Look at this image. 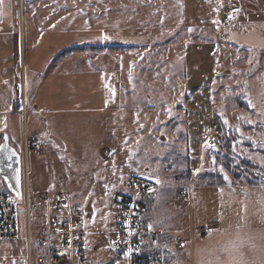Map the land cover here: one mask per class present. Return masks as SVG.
Returning a JSON list of instances; mask_svg holds the SVG:
<instances>
[{
  "label": "rangeland",
  "instance_id": "1",
  "mask_svg": "<svg viewBox=\"0 0 264 264\" xmlns=\"http://www.w3.org/2000/svg\"><path fill=\"white\" fill-rule=\"evenodd\" d=\"M196 8L193 0H3L4 20L15 36L16 26L20 32L21 44L17 40L13 59L7 58L20 89L28 44L47 31L96 22L111 37L112 27L124 23L152 27L147 32L154 37L151 44L87 56L88 66L104 72L113 120L106 119L111 112L33 114L28 107L27 124L25 115L22 124L7 116L4 131L19 155L26 129L44 148L30 157L26 185L20 175L21 193L14 198L19 232L0 239V264H27L28 256L35 261L41 250L35 234L50 210L39 195L56 192L68 194L83 214L86 264L100 263L122 242L110 205L129 192L124 182L130 176L150 184L153 197L142 216L149 230L169 240L177 234L191 238L190 249L180 246L188 261L196 259L187 264H198L209 250L224 258L200 263L264 262V186L247 183L264 180V25L253 34L245 27L236 33L208 14L207 5ZM196 11L215 29L199 33ZM8 52L3 47L0 57ZM213 122L223 127L220 144L209 133ZM209 224L214 229L202 233Z\"/></svg>",
  "mask_w": 264,
  "mask_h": 264
},
{
  "label": "crops",
  "instance_id": "2",
  "mask_svg": "<svg viewBox=\"0 0 264 264\" xmlns=\"http://www.w3.org/2000/svg\"><path fill=\"white\" fill-rule=\"evenodd\" d=\"M193 1L197 5L196 9H198V12L202 5H207L208 8H210L208 14L213 15L217 22L216 11L218 8L227 6L235 8L238 11L237 25L233 28L236 33H240L242 27H245L252 34L256 32L258 27L263 30L264 0ZM228 1H234L235 5H229ZM258 2H260L261 5L258 9L254 10V7H257ZM238 5L242 7L241 9L243 11L238 8ZM251 5L252 9L250 7ZM197 14V11L193 13L194 17L197 19L195 26L198 27L199 33H209V30L215 29L208 25V21H205L204 19L200 20L198 18L199 15L197 16ZM21 16L23 19V11H21ZM258 19H260L259 24ZM16 23L19 26L21 24L20 22ZM86 24V26H83L78 30L66 29L60 32L47 31L42 35L38 42L28 44V53H26L25 56L27 63L25 64V71L23 72L26 79L24 78V83H22L23 85L21 87L22 89H20V85L15 81L14 65L7 64V58H9V61L13 59L10 58V50L15 46V42L18 40L19 44H21V40L19 39V27L16 26L15 36V32L11 30L9 23L4 20V14L0 12V45H3V47H6V49L9 50L4 58L3 56L0 57L1 72L5 71V73H2L3 76H0V114L4 115L3 121L5 127L7 116H11L16 122L19 120V123L22 124L21 116H26L25 110L27 107L33 114L46 112L52 115H58L60 113H70L75 110H85L87 112L100 111L102 114L111 112V115H107L106 119L112 118L113 120L114 116H116V112L111 104L108 103L107 94L105 93L104 72H101L95 67L88 66L90 60L87 59V56L94 55L93 59H95V54L98 53L97 51L103 50V48L123 50L124 48L134 47L135 45H143L144 42L151 44L153 42L154 33L147 32L150 31L152 27L135 29L131 25L117 23L115 24L116 26L112 27L113 35L110 37L105 33V29L96 22H87ZM239 26L240 28L238 29L237 27ZM136 34L140 36L138 40L134 36ZM229 36L230 39H232L231 32L229 33ZM105 37H107V39H105ZM142 37H145L146 40L141 41ZM218 37L222 39L224 36L219 32ZM109 38H111V40ZM254 41L255 40H250L252 43ZM158 44L159 43H155L153 46H157ZM208 44L209 42H207V45ZM18 46H16L17 52L19 51L21 55V49H19ZM3 47L0 46V49ZM261 48L264 49V46ZM262 53L264 55V52ZM153 54H155V52H153ZM21 59L22 58L20 57V60ZM225 61L226 60L224 59L223 62ZM23 75L21 74L22 77ZM17 87L23 92L22 104L24 109L22 111H15L13 108V101L16 97L15 89H17ZM25 121L27 124V116L25 117ZM109 127H111L110 124ZM24 133L27 137L28 129H26ZM31 137L35 136L32 135ZM106 149H108L110 155V149ZM131 178L134 177L130 176L124 182L126 187L128 180ZM255 179L256 178H253V180ZM233 185L235 186L236 183L232 182L230 186ZM252 186L262 187L264 184ZM151 200L152 198L147 204ZM47 206L49 207V205ZM144 210L140 213L141 220ZM44 222L39 228H37V233L35 234V240L37 242L38 232L46 223ZM143 224L145 230L142 234V241L136 244L137 246L135 247L141 257L148 258L159 256L167 264H187L189 261H191V263L196 261L195 258H189L188 261L187 255L180 249V246H186L190 249V237L184 239V244L179 245L176 243L175 239L169 240L166 237L161 236L158 233L157 235L156 232H153L156 234L157 239L151 240L149 234L152 231L149 230L145 222H143ZM217 228L220 229L219 225H217ZM239 237L242 238V235H239ZM231 239H236V237L232 235ZM38 245L41 247V250H38L37 256L44 254L46 251L45 247L40 245L39 242ZM223 255L224 253L220 251H215L214 253L209 250L205 257L201 256L197 258V262L198 264H202L200 261L210 262L214 258L222 260L224 258ZM113 256L114 252L111 253L110 256L100 260V263L98 264H111ZM113 264H117V262ZM233 264H264V262H262L261 258H258V262L241 263L240 261H236Z\"/></svg>",
  "mask_w": 264,
  "mask_h": 264
},
{
  "label": "built area",
  "instance_id": "3",
  "mask_svg": "<svg viewBox=\"0 0 264 264\" xmlns=\"http://www.w3.org/2000/svg\"><path fill=\"white\" fill-rule=\"evenodd\" d=\"M238 12L230 7H220L216 11L217 20L226 26L237 24ZM0 132L4 128L3 116L0 115ZM210 135L215 137L217 143H222L223 137L217 123L210 126ZM44 145L35 137H23L20 172L24 183L29 175V162L32 154L35 157L41 155ZM179 183L178 179H175ZM129 192L120 195L110 207L115 215L116 228L122 242L116 245L112 263L117 264H167L161 257H141L135 247L142 241L145 230L140 213L145 209L147 202L152 198L150 186L144 180L134 177L128 180ZM189 188V185H185ZM179 195L182 197L183 192ZM184 197V196H183ZM51 199V200H50ZM42 202L49 201V216L46 223L40 228L37 239L40 245L45 247L44 254L36 257L33 262L28 256L27 264H85V233L82 229V212L73 207L71 198L63 192L53 195L42 193L39 195ZM214 229L213 224L202 228V233ZM19 232L16 219V209L12 195L0 188V239H10ZM151 240H156L155 233L150 232ZM175 241L179 245L184 244V238L177 234ZM29 255V253H28Z\"/></svg>",
  "mask_w": 264,
  "mask_h": 264
},
{
  "label": "water",
  "instance_id": "4",
  "mask_svg": "<svg viewBox=\"0 0 264 264\" xmlns=\"http://www.w3.org/2000/svg\"><path fill=\"white\" fill-rule=\"evenodd\" d=\"M0 146V179L5 182L7 190L14 198L20 196V172L19 155L10 147L8 135L3 132V142ZM102 153L109 155L108 149L104 148Z\"/></svg>",
  "mask_w": 264,
  "mask_h": 264
},
{
  "label": "trees",
  "instance_id": "5",
  "mask_svg": "<svg viewBox=\"0 0 264 264\" xmlns=\"http://www.w3.org/2000/svg\"><path fill=\"white\" fill-rule=\"evenodd\" d=\"M81 49H83V48H81ZM19 91H20L19 89H15L16 97H15V99L13 101V108H14L15 111L20 110V104L21 103H20V98H18V95H17L18 93L20 94ZM220 128H221L222 133H223V127L221 126ZM2 142H3V135H2V133H0V144ZM9 142H10V139H9ZM247 182L250 185H260V184H264V180H258V179H255V180L249 179ZM3 189L6 190V187L3 186Z\"/></svg>",
  "mask_w": 264,
  "mask_h": 264
},
{
  "label": "snow or ice",
  "instance_id": "6",
  "mask_svg": "<svg viewBox=\"0 0 264 264\" xmlns=\"http://www.w3.org/2000/svg\"><path fill=\"white\" fill-rule=\"evenodd\" d=\"M3 3V0H0V4H2ZM214 23H215V21H214ZM105 39H107V37H105ZM2 147H6V146H0V148H2ZM157 183H159V181H157ZM149 227H151V225H149Z\"/></svg>",
  "mask_w": 264,
  "mask_h": 264
},
{
  "label": "flooded vegetation",
  "instance_id": "7",
  "mask_svg": "<svg viewBox=\"0 0 264 264\" xmlns=\"http://www.w3.org/2000/svg\"><path fill=\"white\" fill-rule=\"evenodd\" d=\"M0 145H1V144H0ZM10 147L13 148V149L15 150V152H17L16 149H15L11 144H10ZM17 154H18V152H17ZM18 155H19V154H18ZM2 182H3V181H2ZM3 185L6 186V185H5V182H3ZM6 187H7V186H6Z\"/></svg>",
  "mask_w": 264,
  "mask_h": 264
},
{
  "label": "bare ground",
  "instance_id": "8",
  "mask_svg": "<svg viewBox=\"0 0 264 264\" xmlns=\"http://www.w3.org/2000/svg\"><path fill=\"white\" fill-rule=\"evenodd\" d=\"M0 125H2V124L0 123Z\"/></svg>",
  "mask_w": 264,
  "mask_h": 264
}]
</instances>
